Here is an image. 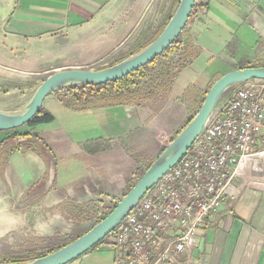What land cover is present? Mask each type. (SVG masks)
<instances>
[{"label":"crops","instance_id":"1","mask_svg":"<svg viewBox=\"0 0 264 264\" xmlns=\"http://www.w3.org/2000/svg\"><path fill=\"white\" fill-rule=\"evenodd\" d=\"M200 1V16L183 36L179 74L152 96L76 100L56 93L43 106L54 121L31 129L37 138L0 132V211H18L12 207L32 195L34 211H66L69 232L72 210L110 199L114 208L165 143L196 117L214 82L242 62L264 65V0ZM180 2L0 0V111L25 109L43 83L40 72L79 69L84 64L76 54L85 59L108 42L123 45L141 32L164 30ZM31 143L33 150L24 147ZM251 183L199 228L197 264H264V174ZM13 221L9 230L17 231L21 213Z\"/></svg>","mask_w":264,"mask_h":264},{"label":"built area","instance_id":"2","mask_svg":"<svg viewBox=\"0 0 264 264\" xmlns=\"http://www.w3.org/2000/svg\"><path fill=\"white\" fill-rule=\"evenodd\" d=\"M199 6L190 22L200 16ZM193 144L104 240L115 250L113 264H197L199 228L221 202L237 199L264 174V81L235 87ZM248 161L253 166L245 172Z\"/></svg>","mask_w":264,"mask_h":264},{"label":"water","instance_id":"3","mask_svg":"<svg viewBox=\"0 0 264 264\" xmlns=\"http://www.w3.org/2000/svg\"><path fill=\"white\" fill-rule=\"evenodd\" d=\"M196 3L197 0H181L176 14L166 25L163 33L148 48L132 58L101 71L70 69L54 73L41 84L33 99L23 111H0V132L18 130L29 124L41 112L45 100L57 91L82 85H106L118 82L149 66L178 42L179 37L187 27ZM254 80L264 81V66L239 68V70L224 74L223 77L214 82L206 94L201 108L196 113V117L169 144L167 149L156 159L153 165L144 173V176L138 180L130 189L131 191L124 196L106 218L73 243L25 264H69L90 253L96 246L104 242L150 189L182 161V158L203 132L212 112L225 95L239 86L240 83Z\"/></svg>","mask_w":264,"mask_h":264},{"label":"rangeland","instance_id":"4","mask_svg":"<svg viewBox=\"0 0 264 264\" xmlns=\"http://www.w3.org/2000/svg\"><path fill=\"white\" fill-rule=\"evenodd\" d=\"M199 5V8H201V1ZM175 11L176 9L172 12L170 19H172L175 15ZM188 25H191L190 21ZM188 25L186 27V31L182 35L185 39L187 38L188 33L190 34V26ZM162 28L151 30L149 33L141 32L132 38H128L130 42H127L128 39L126 41H122V43H124L123 45L115 43V41L108 42L103 48H94L89 57H86L85 59L79 54H76L75 58L78 59L77 63L84 64L79 69L101 71L108 67L117 65L122 60L132 58L143 49L145 50L148 48L150 44H152L153 41L163 33L164 30ZM104 36H108L109 38L108 33H105ZM184 37H182V41L184 40ZM170 60H172V58L168 61L171 62ZM163 63L165 62H163L162 58H159V60L156 61V63L150 67L149 70L161 67ZM240 65L243 67L245 66L244 62ZM239 68L242 67L234 66L232 70L226 72L225 74L239 70ZM50 74L51 73L40 72L39 82H44ZM234 89L235 88L230 90L225 97H228ZM68 93L73 95L70 91H62L58 94V97L67 98L69 96ZM23 110L24 109L21 111ZM171 142L172 140L165 143L166 147H164V151ZM154 162L155 161L153 160V162H150L149 165H153ZM147 167L149 166H146V168ZM146 168L144 170H146ZM256 176H259V174H256L255 177ZM138 177L132 180V183L127 188L124 196L130 191L129 188H131ZM124 196L121 197L120 200H116V205L124 198ZM32 197V195H28V198H24V200L22 199L18 202V206L14 205L12 207L13 210L18 211H0V233L3 231L7 232L4 236L0 237V263L21 262L32 258L34 260L39 256L58 250L66 244L73 243L81 238V236L87 231L93 229L99 220L108 216L114 209L109 206L114 202V200L110 199L109 202L107 201L95 204V206H93L94 208H82L80 212L72 210L70 213V220L72 221L71 228H69V232H67L66 211H49L48 213L34 211L31 203ZM5 212L6 217L4 214ZM16 213H21L22 224L20 229L18 228L17 231H10L9 229L14 228L13 220ZM4 222L6 224L4 225V228H2ZM89 254L92 257L84 264H113L115 250L112 246L110 247L106 243L102 242ZM80 259L76 260V263L81 264V262H78L81 261Z\"/></svg>","mask_w":264,"mask_h":264},{"label":"trees","instance_id":"5","mask_svg":"<svg viewBox=\"0 0 264 264\" xmlns=\"http://www.w3.org/2000/svg\"><path fill=\"white\" fill-rule=\"evenodd\" d=\"M183 33L179 37L178 42L175 44V46L171 47L169 50H167L165 52V54H163L160 57V58H162L163 62H165V63H163V65L161 67H156V68H152L151 70H149L150 67H152L156 63V61L159 60V58H158L155 62L151 63L149 66L142 68L141 70L137 71L136 74H133L129 77L121 79V81L108 83L106 85H96V84L82 85V86H77L74 88L62 89L61 91H57L54 94H56V93L59 94L62 91H68V92L70 91L71 93H73V96L76 100L77 99L78 100H84V99L92 98L93 96L102 95L104 93H105V95L107 94V95L111 96L112 99H121V98H125V97L130 98V97H135L136 95L145 96L146 98L150 97V96H152V94L155 93L158 86L162 85V87H165V83H170L179 74L180 68H181V61H182V58H181L182 57L181 56L182 55L181 54L182 49H180L179 52H174V48H176V45L182 44ZM186 45H187V43H186ZM171 58H172V60H170L171 62H169L168 60ZM254 66H264V65L253 64L250 66H244V67L241 66V67L247 68V67H254ZM53 121H54V116L52 114L46 112L44 109H42L41 112L29 124L24 126V128L27 129L26 133L20 132L21 129L20 130H14L13 132L15 133V137H17V138L18 137H30V138L36 137L37 138L36 134L31 133V129H33L39 125L50 124ZM29 142H31V141H29ZM33 144L34 143H31L30 145L25 144L24 147L28 148L29 150H33L34 149ZM144 173H145V171H142L141 173L138 174L139 177L133 183L131 188L138 182V180L141 177L144 176ZM131 188H129V190ZM106 217L107 216H105L104 218H106ZM103 219L99 220L98 223H100ZM67 245L68 244H66L65 246H67ZM65 246H63V247H65ZM63 247H61V248H63ZM61 248H59V249H61ZM55 251H57V250L51 251L48 254L39 256L37 258L47 256L51 253H54ZM31 260H33V258L27 259V260H24L21 262H12V263L25 264Z\"/></svg>","mask_w":264,"mask_h":264},{"label":"bare ground","instance_id":"6","mask_svg":"<svg viewBox=\"0 0 264 264\" xmlns=\"http://www.w3.org/2000/svg\"><path fill=\"white\" fill-rule=\"evenodd\" d=\"M252 166H253L252 161H248V162H246L244 164V166L242 167V169L245 170V172H249Z\"/></svg>","mask_w":264,"mask_h":264}]
</instances>
